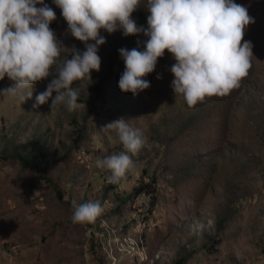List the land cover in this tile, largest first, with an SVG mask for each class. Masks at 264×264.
Segmentation results:
<instances>
[{
  "label": "rangeland",
  "instance_id": "1",
  "mask_svg": "<svg viewBox=\"0 0 264 264\" xmlns=\"http://www.w3.org/2000/svg\"><path fill=\"white\" fill-rule=\"evenodd\" d=\"M44 2L56 13L50 28L63 45L58 62L73 48L86 50L53 0ZM234 2L254 18L244 35L253 55L248 75L226 96L189 108L171 86L175 60L167 50L144 77L147 89L122 92L125 64L113 42L131 50L147 37L103 29L100 70L71 85L79 93L75 111H51V98L33 107L53 75L24 90L31 98L0 95V264H264V0ZM146 3L132 16L148 11ZM13 84L5 77L0 90ZM121 118L146 143L129 153L134 167L113 185L111 171L95 162L125 151L117 132L103 128ZM15 151L34 167L22 166ZM150 177L151 207L132 194ZM73 201H99L103 212L73 223Z\"/></svg>",
  "mask_w": 264,
  "mask_h": 264
},
{
  "label": "clouds",
  "instance_id": "2",
  "mask_svg": "<svg viewBox=\"0 0 264 264\" xmlns=\"http://www.w3.org/2000/svg\"><path fill=\"white\" fill-rule=\"evenodd\" d=\"M61 10L71 35L84 42V51L71 49V58L58 62L62 42L50 28L56 13L44 0H0V80L7 76L13 86L0 95L31 98L24 90L50 75L46 90L35 97L34 108L51 98V111L60 105L68 111L78 107V91L71 85L91 71L100 70L98 46L106 42L101 29L112 33L123 29L125 36L142 32L143 50L119 49L125 64L118 87L133 95L147 89L146 80L165 51L175 63L172 88L189 108L213 96L223 97L240 86L251 68L253 45L244 40L245 29L254 18L234 0H147V27H137L132 13L141 0H53ZM42 5L37 7V5ZM94 41L95 43H91ZM55 66V70H53ZM159 78V77H158ZM55 93V95H53ZM103 128L115 130L125 151L97 159L98 168L111 171L110 183H118L134 167L132 155L145 145L143 131L132 128L123 118ZM73 223L93 222L103 212L99 201L72 202Z\"/></svg>",
  "mask_w": 264,
  "mask_h": 264
},
{
  "label": "trees",
  "instance_id": "3",
  "mask_svg": "<svg viewBox=\"0 0 264 264\" xmlns=\"http://www.w3.org/2000/svg\"><path fill=\"white\" fill-rule=\"evenodd\" d=\"M147 16H148V11H137L136 14L134 16H132V20L136 23L137 27H143L145 25V22H147ZM55 26L54 23L50 24V27L53 28ZM117 32L122 33L123 37H133L134 35H128L125 36L123 34V29L122 28H117ZM114 51H117L120 49V41H114L113 45ZM7 77V76H5ZM92 92H94V94L98 93L99 88H98V82H93L92 85ZM96 98V97H95ZM72 132H75V137L73 138L72 141H74L76 143V141L80 138L81 136V131L78 129V126L75 125ZM5 152V150H4ZM39 154L41 153L40 150H38ZM5 153L1 152L0 157H4ZM11 156L15 157L18 159L19 163L24 166V167H34L33 164H31V162L28 160L27 155L25 154H21L20 152H12ZM35 167L38 168V165H35ZM117 183H113V185H116ZM153 184V178H148L147 181L142 182L141 180L138 181V184H136L133 189H132V194L138 195L141 194L147 201L149 206L151 207L153 205V201H154V188L152 186ZM182 262H178L177 264H181Z\"/></svg>",
  "mask_w": 264,
  "mask_h": 264
}]
</instances>
